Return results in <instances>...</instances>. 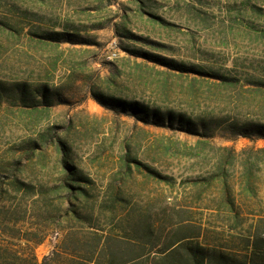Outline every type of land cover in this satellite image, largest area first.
I'll use <instances>...</instances> for the list:
<instances>
[{
    "label": "rangeland",
    "instance_id": "rangeland-1",
    "mask_svg": "<svg viewBox=\"0 0 264 264\" xmlns=\"http://www.w3.org/2000/svg\"><path fill=\"white\" fill-rule=\"evenodd\" d=\"M62 31L90 42L39 43V33ZM123 47L236 81L180 75ZM17 83L46 84L61 102L35 110L0 93V171L16 164L19 180L46 191L60 183V142L93 181L94 197L112 181L140 205L136 214L155 223L160 217L155 243L179 237L264 264V248L254 256L250 243L264 241V139L144 124L96 99L103 94L193 121L264 123V0H0V85ZM147 169L171 184L147 177ZM224 194L234 213L221 205ZM36 197L11 192V206L25 218L21 232H36L42 222ZM62 236L46 234L34 249L39 262Z\"/></svg>",
    "mask_w": 264,
    "mask_h": 264
},
{
    "label": "trees",
    "instance_id": "trees-1",
    "mask_svg": "<svg viewBox=\"0 0 264 264\" xmlns=\"http://www.w3.org/2000/svg\"><path fill=\"white\" fill-rule=\"evenodd\" d=\"M100 26V25H96ZM99 28V27H94ZM39 43L48 45L87 44L86 37L71 31L42 32ZM125 38H132L124 34ZM129 54L148 62L183 74H196L219 80L221 85L229 86L236 80L218 72H209L177 63L172 59L123 47ZM264 87V83H259ZM19 102L23 107L38 109L49 108L60 100V93L46 84L30 86L17 83L9 90L0 85V93ZM264 92V90H263ZM97 101L118 114L135 118L144 124L180 130L191 135L212 136L217 130L229 134V138L241 136L264 139V123H231L219 118L193 121L182 114L172 111L161 112L137 102H127L103 94L96 95ZM61 179L58 185L46 191H36L34 186L16 177L14 167L1 168L0 171V264H245L233 254L210 250L201 245L188 246L181 238L160 240L157 229L162 220L157 215L155 223L146 213L136 214L140 210L133 203L120 184L110 181L103 189L101 197L93 195V181L82 176L69 160V154L59 142ZM5 173V174H3ZM147 177L160 178L167 184L170 180L159 177L147 169ZM11 192L23 195H36V201L42 202V222L36 225V232H21L17 228L24 223V215L11 206ZM55 199L54 201L49 200ZM16 205H20L17 203ZM221 205L235 211V204L229 194L223 195ZM13 207V208H12ZM34 205L28 211H33ZM27 212V211H26ZM230 214L238 222L237 214ZM43 224V226H41ZM41 226V227H40ZM40 228V229H39ZM38 232V233H37ZM63 233L51 252L39 262L34 249L43 243L46 234ZM40 236L38 239H34ZM251 253L258 256L264 248V241L258 236L253 238ZM254 257L251 258L252 263Z\"/></svg>",
    "mask_w": 264,
    "mask_h": 264
}]
</instances>
